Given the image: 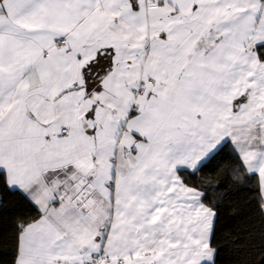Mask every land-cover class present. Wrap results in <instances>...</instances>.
<instances>
[{
  "label": "snow or ice",
  "instance_id": "obj_1",
  "mask_svg": "<svg viewBox=\"0 0 264 264\" xmlns=\"http://www.w3.org/2000/svg\"><path fill=\"white\" fill-rule=\"evenodd\" d=\"M0 217V264H264V0H0Z\"/></svg>",
  "mask_w": 264,
  "mask_h": 264
},
{
  "label": "trees",
  "instance_id": "obj_2",
  "mask_svg": "<svg viewBox=\"0 0 264 264\" xmlns=\"http://www.w3.org/2000/svg\"><path fill=\"white\" fill-rule=\"evenodd\" d=\"M214 179V178H213ZM244 182V177L237 175L235 179L231 181V185L233 190L225 197V202L230 205L224 214L221 217V221L223 224L229 226H239L245 227L247 222L252 218L251 213L254 211L255 205L250 203L253 199L252 193L246 190H236L239 188ZM214 195V193H210V197ZM8 207L10 209L8 216L11 218L16 214L19 210H24L23 206L20 202H18L15 198L9 197ZM233 213H236L235 219H230ZM11 220L9 219L8 223ZM4 226V220L0 217V227ZM226 241L223 238V235H218L215 247L217 248H225ZM220 259L217 261V264H232L231 261V252L225 248L223 251L219 253Z\"/></svg>",
  "mask_w": 264,
  "mask_h": 264
}]
</instances>
